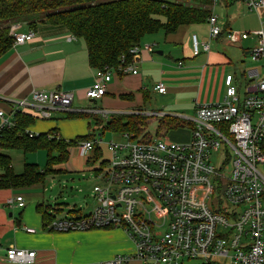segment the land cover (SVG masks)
Returning <instances> with one entry per match:
<instances>
[{"label":"built area","instance_id":"built-area-1","mask_svg":"<svg viewBox=\"0 0 264 264\" xmlns=\"http://www.w3.org/2000/svg\"><path fill=\"white\" fill-rule=\"evenodd\" d=\"M212 0V12L206 20L209 39L222 34L213 8L221 2ZM248 12L259 13L264 0H243ZM261 20V18H260ZM12 26V46L33 39L28 30L17 33ZM230 43L248 38L247 33L225 30ZM257 45L249 52L251 66L244 73L243 97L231 76L224 81L221 102L195 104V117L188 144H173L163 139L149 142L124 135V143L107 145L109 158L99 174L91 197L93 210L86 215H71L48 224L58 233L85 232L92 229H121L132 242L131 255H117L99 264H264V22H260ZM151 51V45H143ZM210 49L209 41L191 35V53L198 56ZM140 46L130 50L132 62L117 69L96 70L92 85L85 92L87 100L96 101L106 94L107 84L117 72L136 74L135 63ZM123 63V61L121 60ZM158 83L153 91L164 93ZM69 92L34 90L29 98L18 100L8 116L0 110V135L15 125V116L29 110L41 120L54 112L71 109ZM30 138L37 136L25 132ZM54 138L60 139L53 135ZM94 141L75 146L81 158L92 153ZM24 207L17 196L7 204ZM27 233H34L26 228ZM246 237V238H244ZM35 252L9 247L5 261L31 264Z\"/></svg>","mask_w":264,"mask_h":264},{"label":"crops","instance_id":"crops-1","mask_svg":"<svg viewBox=\"0 0 264 264\" xmlns=\"http://www.w3.org/2000/svg\"><path fill=\"white\" fill-rule=\"evenodd\" d=\"M242 5L241 1L221 2L213 8V13L222 26V34L215 39L208 38L209 27L206 22L180 26L175 33L168 35L159 32L146 36L151 42H145L144 38L140 47L151 45L152 49L139 50L134 65L136 74L115 73L107 84L106 94L96 101L85 98V92L92 85L96 70L88 63L84 41L73 37L61 27L40 24L36 27L32 40L12 46L0 57V110L8 116L14 103L29 98L34 90L71 93V109L67 112H54L48 120H41L29 110H22L21 115L32 119L25 132L37 136L51 133L62 141L77 144L78 140L93 136L98 141L96 145L101 152L99 162L109 158L107 145L114 142L112 139L104 141L102 137L105 134L124 140L125 134H113L105 128L106 123L117 116L139 115L146 118L143 132L137 137L130 134L134 140L142 142L144 139H163L164 135L174 129L175 134L171 138L175 141H187L191 139L195 104L221 102L227 76L232 77L240 96L242 83L245 89L244 73L251 66L249 52L257 45L258 35L256 33V37L252 38L248 29H254V22L257 20L260 30V22H264V9L259 13L246 15L245 19L238 18L240 23H233V17L240 15ZM236 24L238 29L234 28ZM15 26L17 33L28 31L22 24ZM225 30L247 33L248 38L235 44L230 43L225 38ZM192 34L197 35L201 41H209L210 49L207 53L192 55ZM156 44L159 46L154 50L153 46ZM158 83L164 85L163 94L153 91ZM91 104L94 106L91 107ZM93 124L96 125L94 128L102 125L97 134ZM152 124L157 126L153 135L148 129ZM75 146L67 149V160L53 166V174L47 176L43 183L21 189L0 188V264H12L5 261V252L9 247L35 252V260L31 264H99L110 261L117 255L133 254V244L121 229L58 233L51 231L45 223L44 214L53 221L75 214L86 215L95 206L94 200L88 210L84 209L86 202L57 204L55 200L53 204H49L50 198L44 195L55 187L56 180L66 190L67 182L73 184L75 181L74 175L92 173L95 178L99 162L97 165L87 164L92 153L87 159L81 158ZM11 151L22 153L17 161L21 164L18 171L9 156ZM41 152L44 151H2L10 159L15 174H20L25 164L39 166L34 162L37 157L33 156ZM27 155L33 160L28 162ZM1 174L0 170V176ZM48 180L52 182L46 187ZM72 189L71 187L70 190ZM17 196L24 199L23 208L17 207L16 203L7 204L8 199ZM26 228L33 229L34 233H27ZM126 264L140 263L131 260ZM181 264L194 263L184 261ZM222 264H228V261Z\"/></svg>","mask_w":264,"mask_h":264},{"label":"trees","instance_id":"trees-1","mask_svg":"<svg viewBox=\"0 0 264 264\" xmlns=\"http://www.w3.org/2000/svg\"><path fill=\"white\" fill-rule=\"evenodd\" d=\"M243 0H234L232 2ZM227 3V2H226ZM243 4V3H242ZM212 0H0V57L12 47L10 34L13 25L22 24L35 31L40 24L61 27L75 38L82 39L91 68L117 69L132 62L130 50L146 36L162 32L175 33L180 26L205 23L212 12ZM123 61V63L121 62ZM145 117L117 116L106 123L113 134L139 136L145 127ZM32 122L28 116L18 113L15 125L0 135V188L21 189L43 183L53 174V166L64 163L67 149L77 142L56 139L51 133L29 137L25 129ZM83 138L81 141H94ZM144 139L142 142H149ZM20 150L24 153L44 151L45 165L25 164L20 174L11 168L10 159L2 153ZM264 154V144L262 145ZM101 152L93 146L87 164L97 165ZM108 159L99 162L95 174H99ZM46 224L52 220L43 215Z\"/></svg>","mask_w":264,"mask_h":264},{"label":"rangeland","instance_id":"rangeland-1","mask_svg":"<svg viewBox=\"0 0 264 264\" xmlns=\"http://www.w3.org/2000/svg\"><path fill=\"white\" fill-rule=\"evenodd\" d=\"M242 9L240 10V15L239 16H234L233 19V23H237L238 22V18H242L245 19L246 15L251 14L252 12H248L246 10V8L242 5ZM254 17H256L254 15ZM257 18V17H256ZM240 23V22H238ZM254 29H248V31L251 32V37L254 38L256 37V33L260 32V30L258 29V21L256 20L254 22ZM15 26V25H13ZM235 29H238V26L236 24V26L234 27ZM149 38V37H147ZM147 38L144 39L145 42H151L148 41ZM159 46V44H156L153 46L154 50L157 49ZM142 47H140L141 49ZM241 96L243 94V90H244V83H242L241 87ZM243 97V96H242ZM91 107L94 106V104L90 105ZM161 106V105H160ZM93 124V128H94ZM101 126L102 125H98L95 129V134L98 133V131L101 130ZM156 125H150L148 126L149 132L152 133V135L154 134L153 131H155L156 129ZM155 128V129H154ZM99 129V130H98ZM98 130V131H97ZM174 129H172L171 131H169L166 135L163 136V140H165L166 142L169 143H173V144H188L190 142L191 139H188L187 141H175L173 138H171V136H173L174 133ZM104 141H108L111 140L114 142H120L123 143L124 140L114 137V136H109L108 134H105L103 137ZM20 155H22V153L18 152V151H11L9 153V156L11 157V160L14 162L15 165V170L18 171L21 164L18 163L17 161L19 160L18 158H20ZM28 157V162H30V160H33V158L29 157L28 155L26 156ZM33 157H37L36 160L34 161L36 162V164H38L39 166H44L45 165V153L41 152V153H37L35 156ZM31 158V159H30ZM262 174L264 175V167L261 170ZM74 182L72 184V182L68 181L67 183V189L65 190L64 188H62L61 184L62 183H58L57 180L55 182V187L52 190H48V192H45L44 195H47L50 200H49V204H53L56 200L57 204H61V203H68V204H72V203H82V202H86V206H84V209L88 210L90 207H92V205L94 204V201L91 197V193H92V188L98 184V182L96 181V179L94 178V174L92 173H85V174H78V175H74ZM69 180V179H68ZM51 180H48L46 187L51 185ZM61 182V181H60ZM73 188L72 190H70V188ZM61 194V195H60ZM84 204V203H83ZM246 238V237H244ZM192 263L196 264L198 263L197 261H191ZM200 264V263H199Z\"/></svg>","mask_w":264,"mask_h":264}]
</instances>
